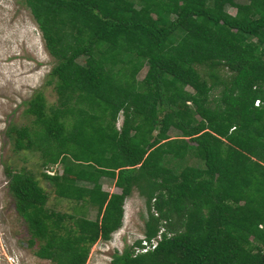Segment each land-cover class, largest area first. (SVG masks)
Here are the masks:
<instances>
[{
    "label": "trees",
    "instance_id": "16d2710c",
    "mask_svg": "<svg viewBox=\"0 0 264 264\" xmlns=\"http://www.w3.org/2000/svg\"><path fill=\"white\" fill-rule=\"evenodd\" d=\"M21 1L54 60L55 99L33 90L30 124L7 134L59 165L40 175L72 201L52 211L29 170L4 167L34 256L83 264L134 190L141 238H159L144 251L133 238L107 264H264V0Z\"/></svg>",
    "mask_w": 264,
    "mask_h": 264
},
{
    "label": "rangeland",
    "instance_id": "374dc122",
    "mask_svg": "<svg viewBox=\"0 0 264 264\" xmlns=\"http://www.w3.org/2000/svg\"><path fill=\"white\" fill-rule=\"evenodd\" d=\"M243 2L244 0H234ZM228 13L233 7L225 5ZM83 62V58H77ZM54 63L47 53L40 31L21 0H0V264H51L32 253L34 246L26 244L25 225L13 208V201L6 187L4 167L24 168L36 178L46 193L45 207L57 212H70L72 201L56 196L49 183L40 172H59L58 164L45 168L40 166L38 152L33 149H14L12 140L7 134V126L30 124L32 115L24 111L25 100L33 90L38 89L44 104L54 102L55 94L51 83H46V72ZM145 66L142 65L135 74L139 79ZM223 69H218L222 73ZM187 90L190 88L186 87ZM118 114L115 126L119 125ZM172 128L168 135L175 134ZM100 186L107 192L118 191L112 180L106 177L99 179ZM144 215L142 198L134 190L124 198L122 204L121 224L106 240L96 238L88 246L83 264H107L112 250L119 251L123 243L133 238H141L142 218ZM85 216L92 218L93 210L87 208Z\"/></svg>",
    "mask_w": 264,
    "mask_h": 264
},
{
    "label": "built area",
    "instance_id": "2783aa9c",
    "mask_svg": "<svg viewBox=\"0 0 264 264\" xmlns=\"http://www.w3.org/2000/svg\"><path fill=\"white\" fill-rule=\"evenodd\" d=\"M253 105L257 104V99L253 100ZM159 230L155 233V235L151 238H149L147 241L145 239L140 238L139 243L141 244L140 247H138L137 250L144 251L145 249H150L154 246L155 241L159 238Z\"/></svg>",
    "mask_w": 264,
    "mask_h": 264
}]
</instances>
